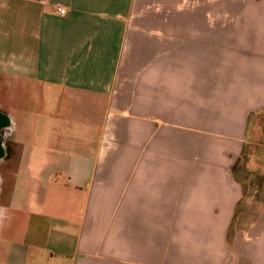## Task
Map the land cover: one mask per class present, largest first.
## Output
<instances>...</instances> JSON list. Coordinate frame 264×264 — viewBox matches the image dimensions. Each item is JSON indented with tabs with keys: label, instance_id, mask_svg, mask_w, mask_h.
<instances>
[{
	"label": "crops",
	"instance_id": "crops-1",
	"mask_svg": "<svg viewBox=\"0 0 264 264\" xmlns=\"http://www.w3.org/2000/svg\"><path fill=\"white\" fill-rule=\"evenodd\" d=\"M147 1L0 0V264H264V0L184 37Z\"/></svg>",
	"mask_w": 264,
	"mask_h": 264
},
{
	"label": "rangeland",
	"instance_id": "rangeland-1",
	"mask_svg": "<svg viewBox=\"0 0 264 264\" xmlns=\"http://www.w3.org/2000/svg\"><path fill=\"white\" fill-rule=\"evenodd\" d=\"M261 0H148L141 9H134L131 23L133 32L140 31L147 36H155L156 24L163 22L165 37L172 36V33L179 32L181 36L187 33L186 30H172V23L203 22L212 23L228 22L233 23L239 20L238 11L244 6H253ZM139 26L141 30H139ZM137 29V30H136ZM177 36V34H176ZM40 85V84H39ZM46 96V95H45ZM45 96L41 98V104L46 102ZM20 97L12 92V87L5 79L0 80V111L9 114H15ZM42 109V106H41ZM42 112V110L40 111ZM38 119H41V116ZM43 118V117H42ZM12 120L10 118V127L3 131V140L6 155L0 160V179L4 176L5 164L10 160V167L14 168L15 159H10L15 155L17 146L12 141ZM36 130L34 131L35 134ZM37 133V132H36ZM36 135V134H35ZM246 174V173H245ZM234 228L231 229L230 235L233 234Z\"/></svg>",
	"mask_w": 264,
	"mask_h": 264
},
{
	"label": "water",
	"instance_id": "water-1",
	"mask_svg": "<svg viewBox=\"0 0 264 264\" xmlns=\"http://www.w3.org/2000/svg\"><path fill=\"white\" fill-rule=\"evenodd\" d=\"M10 127V117L4 112L0 111V160L5 157L6 150L3 140V131Z\"/></svg>",
	"mask_w": 264,
	"mask_h": 264
},
{
	"label": "built area",
	"instance_id": "built-area-1",
	"mask_svg": "<svg viewBox=\"0 0 264 264\" xmlns=\"http://www.w3.org/2000/svg\"><path fill=\"white\" fill-rule=\"evenodd\" d=\"M58 12L61 14V15H66L67 14V9L62 7V6H58L57 8Z\"/></svg>",
	"mask_w": 264,
	"mask_h": 264
}]
</instances>
